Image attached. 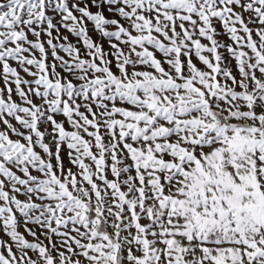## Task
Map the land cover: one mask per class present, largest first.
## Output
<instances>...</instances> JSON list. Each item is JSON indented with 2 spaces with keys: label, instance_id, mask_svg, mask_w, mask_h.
<instances>
[{
  "label": "snow or ice",
  "instance_id": "snow-or-ice-1",
  "mask_svg": "<svg viewBox=\"0 0 264 264\" xmlns=\"http://www.w3.org/2000/svg\"><path fill=\"white\" fill-rule=\"evenodd\" d=\"M0 264H264V0H0Z\"/></svg>",
  "mask_w": 264,
  "mask_h": 264
}]
</instances>
